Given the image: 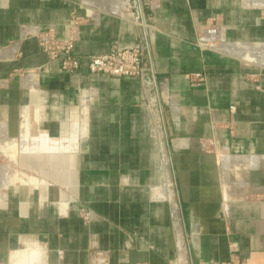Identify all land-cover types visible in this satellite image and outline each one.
Segmentation results:
<instances>
[{
    "label": "crops",
    "instance_id": "crops-1",
    "mask_svg": "<svg viewBox=\"0 0 264 264\" xmlns=\"http://www.w3.org/2000/svg\"><path fill=\"white\" fill-rule=\"evenodd\" d=\"M115 45L146 80L89 70ZM254 46L264 0H0V264H264Z\"/></svg>",
    "mask_w": 264,
    "mask_h": 264
},
{
    "label": "built area",
    "instance_id": "built-area-1",
    "mask_svg": "<svg viewBox=\"0 0 264 264\" xmlns=\"http://www.w3.org/2000/svg\"><path fill=\"white\" fill-rule=\"evenodd\" d=\"M137 1L140 2V0ZM212 20L215 22L214 18ZM199 40L200 44L205 45L207 40L205 34L199 35ZM40 43L50 58L59 59L63 71L77 72L81 68V56L73 52L74 38L57 39L54 35V29L51 27L40 36ZM147 56L148 52L143 46L120 47L115 45L109 52L88 55V67L91 72L139 77L146 80L150 70ZM204 78V73L199 71L194 72L190 80L193 84H201ZM84 217L89 218V214H84ZM137 264L149 263L139 262Z\"/></svg>",
    "mask_w": 264,
    "mask_h": 264
},
{
    "label": "rangeland",
    "instance_id": "rangeland-1",
    "mask_svg": "<svg viewBox=\"0 0 264 264\" xmlns=\"http://www.w3.org/2000/svg\"><path fill=\"white\" fill-rule=\"evenodd\" d=\"M255 48H253L254 49V51H253V53H252V55H250V54H246L249 58H252V60H255V62L253 63V61H252V63L253 64H264V46L262 47V46H254ZM253 49H241V51H242V53L243 54H245V53H247L248 51L249 52H251ZM240 51V50H239ZM241 53V54H242ZM263 56V57H262ZM250 62V61H249ZM251 63V62H250Z\"/></svg>",
    "mask_w": 264,
    "mask_h": 264
},
{
    "label": "bare ground",
    "instance_id": "bare-ground-1",
    "mask_svg": "<svg viewBox=\"0 0 264 264\" xmlns=\"http://www.w3.org/2000/svg\"><path fill=\"white\" fill-rule=\"evenodd\" d=\"M239 53H240V54L242 53L241 49H240ZM242 54H243V53H242ZM262 57H263V56H262ZM263 58H264V57H263Z\"/></svg>",
    "mask_w": 264,
    "mask_h": 264
}]
</instances>
